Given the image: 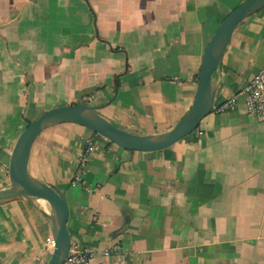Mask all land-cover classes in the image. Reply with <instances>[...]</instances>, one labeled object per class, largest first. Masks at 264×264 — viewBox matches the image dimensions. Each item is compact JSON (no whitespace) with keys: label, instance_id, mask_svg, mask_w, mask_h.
Here are the masks:
<instances>
[{"label":"crops","instance_id":"crops-1","mask_svg":"<svg viewBox=\"0 0 264 264\" xmlns=\"http://www.w3.org/2000/svg\"><path fill=\"white\" fill-rule=\"evenodd\" d=\"M244 0H0V192L21 132L78 103L155 138L191 108L205 49ZM264 66V4L236 26L198 128L158 151L122 148L76 123L42 128L31 177L67 198L73 246L104 264H264V121L244 100ZM94 147L73 183L87 141ZM58 215L45 199H0V264H48Z\"/></svg>","mask_w":264,"mask_h":264},{"label":"water","instance_id":"water-1","mask_svg":"<svg viewBox=\"0 0 264 264\" xmlns=\"http://www.w3.org/2000/svg\"><path fill=\"white\" fill-rule=\"evenodd\" d=\"M262 4H264V0H244L221 22L205 49L194 102L185 117L167 133L155 138L132 133L114 125L99 115L95 107L84 103L50 108L31 121L21 132L14 146L10 162V177L17 186L14 190L0 192V199L28 195L45 199L53 206L58 215L59 225L55 248L48 264H63L69 255L71 249L68 229L70 209L63 192L48 184L35 181L29 173L28 161L31 148L42 128L53 123H76L86 126L125 149L151 152L170 147L195 131L202 118L211 109V79L220 57L236 26ZM85 108L90 111L89 116L82 115V110Z\"/></svg>","mask_w":264,"mask_h":264},{"label":"built area","instance_id":"built-area-1","mask_svg":"<svg viewBox=\"0 0 264 264\" xmlns=\"http://www.w3.org/2000/svg\"><path fill=\"white\" fill-rule=\"evenodd\" d=\"M241 96H244L245 104L249 113L259 120L264 121V66L252 78L243 91L225 101L220 105L217 111L224 112L236 108ZM94 144L95 142L93 138H90L87 141L86 148L78 159V169L73 178L74 184L83 180V170L90 159ZM94 256L95 248L91 246L81 247L76 245L71 247L69 255L63 264H96L93 261Z\"/></svg>","mask_w":264,"mask_h":264},{"label":"bare ground","instance_id":"bare-ground-1","mask_svg":"<svg viewBox=\"0 0 264 264\" xmlns=\"http://www.w3.org/2000/svg\"><path fill=\"white\" fill-rule=\"evenodd\" d=\"M90 114L91 113H90V111L88 109L85 108V109L82 110V115L83 116H89Z\"/></svg>","mask_w":264,"mask_h":264},{"label":"trees","instance_id":"trees-1","mask_svg":"<svg viewBox=\"0 0 264 264\" xmlns=\"http://www.w3.org/2000/svg\"><path fill=\"white\" fill-rule=\"evenodd\" d=\"M31 121H29V123H30ZM29 123H28V125H29Z\"/></svg>","mask_w":264,"mask_h":264},{"label":"rangeland","instance_id":"rangeland-1","mask_svg":"<svg viewBox=\"0 0 264 264\" xmlns=\"http://www.w3.org/2000/svg\"><path fill=\"white\" fill-rule=\"evenodd\" d=\"M40 116V115H39Z\"/></svg>","mask_w":264,"mask_h":264}]
</instances>
